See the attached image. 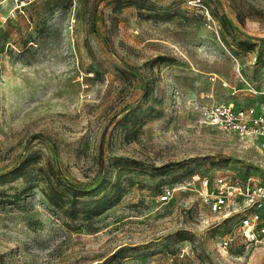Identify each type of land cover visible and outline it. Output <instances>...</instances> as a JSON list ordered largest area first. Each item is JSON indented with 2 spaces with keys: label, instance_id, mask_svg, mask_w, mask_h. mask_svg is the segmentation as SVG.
Segmentation results:
<instances>
[{
  "label": "rangeland",
  "instance_id": "1",
  "mask_svg": "<svg viewBox=\"0 0 264 264\" xmlns=\"http://www.w3.org/2000/svg\"><path fill=\"white\" fill-rule=\"evenodd\" d=\"M206 2L0 0V264H264L195 178L264 182L259 141L203 117L264 109V0ZM51 168L87 192L69 213Z\"/></svg>",
  "mask_w": 264,
  "mask_h": 264
},
{
  "label": "built area",
  "instance_id": "2",
  "mask_svg": "<svg viewBox=\"0 0 264 264\" xmlns=\"http://www.w3.org/2000/svg\"><path fill=\"white\" fill-rule=\"evenodd\" d=\"M197 7L211 22L214 20L206 0H187ZM204 121L225 131L235 132L241 137L255 138L264 149V109L255 106H235L232 102H217L203 110ZM201 180L202 195L213 212L239 214L240 228L244 239L249 243L264 240V182L256 181L252 176H217L213 182L207 177ZM175 189L166 188L160 195L161 202L169 201ZM237 205V207H235ZM228 238L223 245L228 244Z\"/></svg>",
  "mask_w": 264,
  "mask_h": 264
},
{
  "label": "trees",
  "instance_id": "3",
  "mask_svg": "<svg viewBox=\"0 0 264 264\" xmlns=\"http://www.w3.org/2000/svg\"><path fill=\"white\" fill-rule=\"evenodd\" d=\"M47 178L48 185L51 192V202H53L59 209L70 212V205L79 201V196L84 195L87 192L80 190L75 184L71 182H63L60 175L51 168V171L44 172ZM16 177V175H14ZM85 202V201H84ZM103 201H96L93 206L85 207V210L90 214H100L105 210L106 206L103 205Z\"/></svg>",
  "mask_w": 264,
  "mask_h": 264
}]
</instances>
